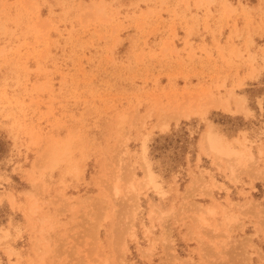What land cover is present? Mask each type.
Masks as SVG:
<instances>
[{
    "label": "rangeland",
    "instance_id": "obj_1",
    "mask_svg": "<svg viewBox=\"0 0 264 264\" xmlns=\"http://www.w3.org/2000/svg\"><path fill=\"white\" fill-rule=\"evenodd\" d=\"M0 264H264V0H0Z\"/></svg>",
    "mask_w": 264,
    "mask_h": 264
},
{
    "label": "bare ground",
    "instance_id": "obj_2",
    "mask_svg": "<svg viewBox=\"0 0 264 264\" xmlns=\"http://www.w3.org/2000/svg\"><path fill=\"white\" fill-rule=\"evenodd\" d=\"M210 144L212 145L211 146V148H213L214 147V149H216V150H219L220 148V143L219 142H217V141H215V140H213V139H210ZM209 145V144H208ZM222 149V148H221ZM224 151L226 150L227 151V149H223ZM218 152V151H217ZM235 154V153H234ZM236 155V154H235ZM229 156H231V155H229ZM237 156H239V154L237 155ZM242 158L243 157H238L236 160L238 161V159H239V161H243L242 160ZM234 162V161H233ZM237 167V166H236ZM148 178H149V176H148ZM263 228V227H262ZM211 233V232H210ZM127 234V233H126ZM220 235V234H219ZM217 236V235H216ZM222 237V236H221ZM119 242V241H118ZM218 244V243H217ZM221 245V244H220ZM205 252V251H204Z\"/></svg>",
    "mask_w": 264,
    "mask_h": 264
}]
</instances>
